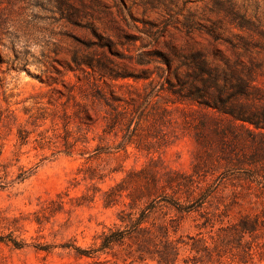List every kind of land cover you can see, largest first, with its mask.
<instances>
[{
  "label": "rangeland",
  "instance_id": "obj_1",
  "mask_svg": "<svg viewBox=\"0 0 264 264\" xmlns=\"http://www.w3.org/2000/svg\"><path fill=\"white\" fill-rule=\"evenodd\" d=\"M227 1L0 0V264H264V129L230 114L264 104V38L236 62ZM195 50L218 108L186 98Z\"/></svg>",
  "mask_w": 264,
  "mask_h": 264
},
{
  "label": "trees",
  "instance_id": "obj_2",
  "mask_svg": "<svg viewBox=\"0 0 264 264\" xmlns=\"http://www.w3.org/2000/svg\"><path fill=\"white\" fill-rule=\"evenodd\" d=\"M228 5L219 4L225 10V20L236 28L240 33L236 34V42H231L234 55L236 57V62L242 63V59L245 55L251 52V45L256 40V36L264 38V27L261 24V21L250 17L246 10L238 6L235 2L228 0ZM220 27L213 24L206 29V34L211 38L213 42H217L221 39ZM192 60L185 61L187 59L185 56L179 58L182 59V66L185 67L188 71L187 75L189 76L192 86L189 90V94L186 98L193 102H198L200 104H206L209 107H215V105H209L205 103L206 98L214 99L215 95H220L222 88L220 85V68L217 66L209 57L208 53L203 50H195L191 52ZM168 67L171 66V62H167ZM256 64H253L252 68H249L246 78L241 77L240 71H233L228 66L227 70H223L222 74L226 78H232L233 80H238L237 83H234L233 80L229 81L231 84L230 89L233 92V95L236 98H245L249 99L253 94L251 91L259 92L258 87H251V84L256 81ZM186 75V76H187ZM184 77V76H183ZM188 80V79H187ZM183 82V81H181ZM186 82H183V85ZM247 109L248 105H240L239 111H232L230 114L235 116L236 112L238 115L236 118L243 123H248L253 125L256 129H264V104L260 106L259 110L256 112L244 110ZM245 112V113H243ZM166 230V231H165ZM166 234V243L170 245L174 250L177 251V247L173 246L172 240H170V234L168 229H164ZM122 232L115 231L111 228H108V231H103L99 237L101 238L100 247L93 252L105 251L106 249H111L114 244L122 242ZM17 244V243H16ZM88 258H92L93 255L91 252L86 253L85 255ZM165 260V259H162ZM159 261L160 264H168L166 261Z\"/></svg>",
  "mask_w": 264,
  "mask_h": 264
}]
</instances>
